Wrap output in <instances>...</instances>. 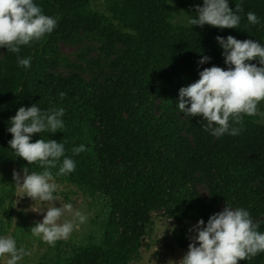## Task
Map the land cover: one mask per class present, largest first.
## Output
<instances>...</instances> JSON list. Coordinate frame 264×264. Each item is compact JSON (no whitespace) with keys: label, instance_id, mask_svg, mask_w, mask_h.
Instances as JSON below:
<instances>
[{"label":"trees","instance_id":"1","mask_svg":"<svg viewBox=\"0 0 264 264\" xmlns=\"http://www.w3.org/2000/svg\"><path fill=\"white\" fill-rule=\"evenodd\" d=\"M165 1L131 0L114 23L90 0H33L42 14L58 18L56 28L18 53L2 48L0 162L42 173L43 167L28 165L9 147L10 118L33 104L42 111L62 108L64 128L32 134L30 142L64 144V157L72 158L76 168L57 176L58 164L51 169L54 178L102 196L109 207L101 242L73 246L60 264H126L141 245L153 207L177 220L203 219L206 224L227 203L247 210L264 233V124L245 116L240 134L215 137L204 130L202 118L181 120L176 104L180 88L196 82L204 68L228 70L217 36L264 46V0H228L230 8L241 4L244 9L237 29L169 23ZM176 1L192 18L196 6H203V0ZM249 11L258 24H249ZM79 31L101 41L108 69L101 78L85 81L80 71H53L58 43L73 41ZM118 44L122 49L116 53ZM203 56L210 60L198 65ZM18 57H30V67L19 66ZM247 63L260 66L257 60ZM155 99L160 101L157 114ZM80 145L87 151L74 155L72 149ZM174 237L181 247L187 245L179 233ZM238 264H264V253Z\"/></svg>","mask_w":264,"mask_h":264},{"label":"clouds","instance_id":"2","mask_svg":"<svg viewBox=\"0 0 264 264\" xmlns=\"http://www.w3.org/2000/svg\"><path fill=\"white\" fill-rule=\"evenodd\" d=\"M195 10L196 18L188 20L191 26L207 24L219 29H237L241 21L238 13L244 9L241 4L230 8L228 0H203V6H196ZM57 19L42 14V9L33 0H0V48L18 53L21 46L51 34L57 26ZM247 21L252 25L260 22L251 11L247 13ZM216 40L223 49L228 70L217 66L204 68L196 82L180 88L177 107L182 113L206 121L204 130H210L215 137L224 134L235 136L243 130L245 116L264 115L258 107L264 101V46L253 40L240 41L231 35L226 38L217 36ZM209 60V57L203 56L198 65ZM253 60H257L260 66L247 63ZM30 62V57H18L21 67H30ZM60 95L63 98L65 93ZM63 115L62 108L42 111L33 104L28 108L20 107L10 118L8 132L12 139L8 142L9 147L28 165L35 163L44 169L42 173L29 174L25 167L23 176L13 171V181L22 193L20 197L26 195L34 202L54 203L57 197L53 193L58 185L54 182L51 169L59 164L57 176L75 171V161L64 157V144L44 139L30 142L32 134L56 133L63 129ZM84 151H87L84 145L72 149L74 155ZM61 157H64L62 163ZM66 212L79 218L80 222L85 219L81 213H73L71 204L51 206L47 208L42 222L31 228L33 236L40 237L50 246L58 240L67 239L75 225L69 220L59 223ZM170 220L171 217L168 225ZM257 229L258 225L252 221L247 210L225 206L222 211L212 214L206 224L201 219L189 229L195 235L189 238L188 251L172 264H238V261L252 259L264 253V233ZM29 254L23 248L18 249L11 236L0 237V258L10 257L6 264H17Z\"/></svg>","mask_w":264,"mask_h":264},{"label":"rangeland","instance_id":"3","mask_svg":"<svg viewBox=\"0 0 264 264\" xmlns=\"http://www.w3.org/2000/svg\"><path fill=\"white\" fill-rule=\"evenodd\" d=\"M130 1L90 0V6L111 17L112 21L117 23L118 18L115 15L121 11V8L127 9ZM165 4V9L169 13L167 18L169 23L190 26L188 20L192 17L176 0H166ZM139 9L141 10V6ZM121 49L118 44L116 53ZM116 53H113L111 58ZM2 57L3 50L0 48V59ZM56 58L58 65L53 71L62 75L80 71L85 81H91L95 77L101 78V74L108 70L101 41L96 36L83 31H79L73 41H60ZM159 103V99H155L153 102L154 114L159 113ZM258 107L260 112L264 113V101H261ZM177 113L181 120H185L188 116L179 109H177ZM256 120L264 124V115H256ZM13 171L23 176V169L17 168L9 162H0V237L11 236L18 249L23 248L30 253L23 256L17 264H60L62 256L67 255L73 246H89L101 242L109 210L108 204L102 196L97 194L91 196L75 184L54 179L58 188L53 195L57 197V200L54 203L34 202L26 195L20 197L22 193L13 181ZM28 171L29 174L35 172ZM201 191L202 194H205L204 189ZM65 204H71L73 213L79 212L85 218L83 222H80L79 218L67 212L61 217L59 223L66 220L74 222L75 226L69 237L58 240L54 246H50L40 237L33 236L31 228L42 222L47 208L51 206L63 207ZM225 206L232 208L229 204L223 203L216 208V212L222 211ZM40 208L41 210L38 211ZM149 215L150 222L145 227L141 245L128 256L126 264H172V261L178 262L188 251V244L191 242L189 238L195 235L189 229L197 221L177 220L171 217L168 225L167 221L170 216L159 207L151 208ZM175 232L179 233L180 238L187 243L185 247L178 244L174 237ZM8 258L10 257L0 258V264H6Z\"/></svg>","mask_w":264,"mask_h":264}]
</instances>
